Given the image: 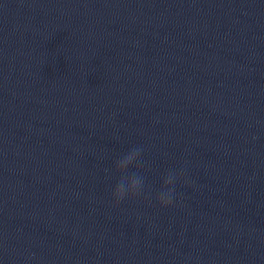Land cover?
Returning a JSON list of instances; mask_svg holds the SVG:
<instances>
[{"label": "clouds", "instance_id": "obj_1", "mask_svg": "<svg viewBox=\"0 0 264 264\" xmlns=\"http://www.w3.org/2000/svg\"><path fill=\"white\" fill-rule=\"evenodd\" d=\"M142 146H134L114 161L111 170L116 177L115 185L111 189V199L114 205L125 200H132L149 195L146 190V176L141 172L143 168ZM179 182L187 183L184 169L177 171L169 169L162 179V184L155 194V202L161 208L172 206L176 199V185Z\"/></svg>", "mask_w": 264, "mask_h": 264}]
</instances>
